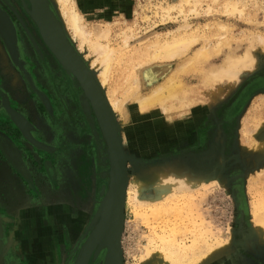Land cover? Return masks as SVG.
<instances>
[{
	"label": "rangeland",
	"instance_id": "rangeland-1",
	"mask_svg": "<svg viewBox=\"0 0 264 264\" xmlns=\"http://www.w3.org/2000/svg\"><path fill=\"white\" fill-rule=\"evenodd\" d=\"M123 1L74 0L86 31L108 29L112 48L118 49L124 35L132 33L128 48L117 53L119 59L112 63L115 83L123 68L138 77L145 68L155 67L139 55L145 53L146 40L184 25L188 28L176 35L186 31L199 37L196 47L214 45L221 34L220 39L229 42L211 59V65L221 64L230 50L241 55L251 46L254 64L240 72L234 85L223 80L203 88L197 68L187 74V88L198 101L193 106L202 110L203 105L204 110L186 135L175 134L162 141L150 133L149 124H136L135 114L127 120L122 114L116 116V124L122 126L127 179L142 184L141 200L157 196L159 178L176 176L195 182L192 191L169 194L155 204L136 203L131 189L122 207L116 264H146L141 261L146 249L159 244L156 236L173 237L187 247L186 254L170 255L171 259L177 257L175 264L200 256L217 241H228L224 253H215L211 261L199 264H264V245L254 236L250 223L256 209L264 217V0H196L181 9L167 6H175L179 0ZM39 2L56 24L48 29L51 39L57 47L73 52L86 67L79 42L72 40V32L60 17L63 5L58 0ZM233 3L240 14L226 12ZM105 14L108 21L101 18ZM218 24L228 28L221 30ZM254 34L261 37L251 38ZM181 62L182 58L167 61L172 67ZM159 83L147 84L139 93L145 96ZM110 86L113 89V84ZM121 86L118 99L129 85ZM129 105L125 104V110ZM181 111L164 112L156 106L147 114L169 130L180 120ZM55 138L59 146L53 144ZM109 181L110 162L99 121L69 60H58L44 43L32 0H0L2 225L4 238L17 239H4L2 264H31L43 259L19 255L17 246L21 233L35 237L51 234L36 223L45 214L63 229L58 248L51 250L50 264H78L86 240L106 217ZM67 185L77 193L76 200L68 197L61 208L55 207L58 190ZM42 208L47 213L41 212ZM72 223L76 224L75 233ZM73 233L77 241L72 244ZM108 234L96 244L88 264H108ZM22 243L26 246V241ZM8 244L13 250L5 252Z\"/></svg>",
	"mask_w": 264,
	"mask_h": 264
},
{
	"label": "bare ground",
	"instance_id": "bare-ground-1",
	"mask_svg": "<svg viewBox=\"0 0 264 264\" xmlns=\"http://www.w3.org/2000/svg\"><path fill=\"white\" fill-rule=\"evenodd\" d=\"M58 1L63 5L62 9L59 11L63 23L66 28L72 32V40H77L79 42V50L86 56V67L80 65L76 60L74 61L76 66L74 74L86 98L88 97L89 103L91 106L94 105L96 107L101 117L102 128L106 137L105 145L108 156L110 155L111 159V180L114 184L117 200L119 196V203L122 200V207L124 206V202H126V199L128 200L131 189L134 190V200L139 204H155L169 194L172 195L173 193L192 191L195 183L192 180H186L185 178L179 179L176 176L173 178H159L155 183L157 196L154 199L146 200L142 198L141 200L138 195L142 193V184L139 181L133 182L127 179L129 175L127 176L124 165L120 161V157L125 158V144L122 136V126L116 124V116L122 114L123 118L127 120L129 116H134L135 114L136 124L139 123V125H142V121L149 124L150 133L154 134L162 141H168L171 136L175 134L180 135L184 133V135H186L187 130L192 127V122L199 117V112L201 114L204 110L202 105L204 102L200 103V105H202V107L200 106L202 110L193 106L198 101L196 96L187 88V74L197 68L200 74V84L203 88L208 84L219 85L223 80L234 85L238 81L237 78L240 72L245 69L248 70V68L254 64V58L250 53V48H252V46L248 47V49L246 48L241 55L235 54L230 50L226 53L221 64H217V66L211 65V59L218 56L222 46L229 42L227 40H221L220 37L223 35L221 34V36H217L218 40L214 45L196 47L195 45L199 37L197 38L195 35L185 33L186 31L179 36L176 35L177 31L188 28L187 25H184L176 28V30L165 32L162 36L154 34L146 40V49L148 51L145 49V53L139 55L149 62L154 63L153 65L155 67L145 68L138 77L134 74L132 75L131 71L123 68L121 70L123 71L122 76H120L115 83L111 74L112 63L114 61L117 62L116 59H119L118 54L120 51L128 48V40L132 38L130 35L132 33L129 32V35H124L122 45L118 49H114L111 47L109 41L108 29L98 32L86 31L82 24L83 18L75 9L74 0ZM90 1L96 3L98 0H87V2ZM192 1L195 2L196 0H179L177 5L167 6L169 9H173L176 6L181 9L183 5H189ZM123 2L125 3V0ZM165 9L166 8L163 10L166 11ZM169 9L167 11H169ZM226 12L229 14L238 12L237 14H240V10L237 9L236 3L227 6ZM106 15L107 14L102 15L101 18L107 20L108 18ZM166 15H168V13H166ZM167 17L169 18V16ZM217 26H219L221 30L228 28V26L219 24ZM260 37L261 36H258V34L251 35V38L254 39ZM190 51L191 55H188ZM181 58L182 62L179 64L175 63L174 67L167 63L169 60ZM157 81H161V83L149 94L141 96L139 88L145 87L147 84H156ZM110 84H113V89H111ZM134 84H136V87H133ZM121 85L125 87L129 86L125 92L123 91L124 94H121V99H118L116 95L122 92ZM200 93L203 94L204 89ZM181 103L184 104L181 106V108L184 107V109H180ZM125 104L126 106L130 104L127 110L124 108ZM156 106L161 107L164 112H171L173 109L178 111L182 110V115L178 114V117L181 115L180 120L169 130L164 129L159 120L153 117L150 118L149 114H147V112ZM129 113L131 114L129 115ZM146 116L149 117L146 118ZM124 160L127 159L125 158ZM250 223L254 236L264 245V217L261 213H258L257 209L253 212ZM156 239H158L159 244L157 243L158 245H156L154 243V247L151 250L146 249V258L143 259L141 263L145 261L146 264H175L178 260L176 256L171 259L170 255L172 253L173 255L180 254V252L182 254L187 253V247L178 244L173 237L156 236ZM203 241L205 242L204 239ZM227 243L228 241H217L216 244L207 246L200 256H194L191 260L188 258L185 261L183 258L178 264H199L207 259V261H211V255L217 253L221 256L224 253L227 248ZM92 255L93 252H91L90 258ZM219 255L213 260H217ZM213 264L220 263L214 262Z\"/></svg>",
	"mask_w": 264,
	"mask_h": 264
},
{
	"label": "water",
	"instance_id": "water-1",
	"mask_svg": "<svg viewBox=\"0 0 264 264\" xmlns=\"http://www.w3.org/2000/svg\"><path fill=\"white\" fill-rule=\"evenodd\" d=\"M32 6H33V9L38 13V27H39V31H40V34L42 36L44 43L46 44L48 49L51 51V53L58 60L62 61L64 58H67L71 64L72 70L74 72V70L76 69L74 61L76 60L80 65H82V64L76 58V56L73 52L57 47V45L51 39L49 32H48V29L52 30L53 28L56 27V24L54 23L50 14L45 10V8L39 2V0H32ZM80 84H82V83H80ZM99 98L101 99L100 96H99ZM92 107L94 108V110L96 112L103 137L106 141L105 132L102 128L101 117L98 114L96 107L94 105H92ZM120 161L124 165L122 157H120ZM109 162H110V170H111L110 155H109ZM124 170H125V167H124ZM105 201H106L107 206H108L106 217L100 222V224L98 226H96V228L91 232L88 239L86 240V243L83 247V250H82L78 264H87L88 263V260L90 258V254H91V252H93L96 244L101 240L102 236H105V234H108L106 232V227L108 224L110 225L109 226L110 233L108 234L109 239H110L108 264H116V262L118 261V241H119L118 237H119L120 225L122 223V205H123V202L121 200L119 203V196H118V200H117L114 184L111 180V172H110L108 197Z\"/></svg>",
	"mask_w": 264,
	"mask_h": 264
},
{
	"label": "crops",
	"instance_id": "crops-1",
	"mask_svg": "<svg viewBox=\"0 0 264 264\" xmlns=\"http://www.w3.org/2000/svg\"><path fill=\"white\" fill-rule=\"evenodd\" d=\"M64 123H66V122H64ZM55 126L56 127L59 126V128L61 127V125H55ZM45 142H46V139H45ZM59 142H60L59 139L57 140L55 138L54 141H53V144H57V146H59ZM65 187L66 188H62V186H61L60 189L58 190V192H60V195L58 197V199H59L58 202L59 203L55 207L61 208L62 207V201H65L68 197H70V199L73 198V199L76 200L75 194H77V193L75 191H73L68 185L65 186ZM49 190H47V191L50 194L51 191H49ZM67 191L68 192L70 191L68 193V195H67ZM0 194H2V187L1 186H0ZM61 194H63V195H61ZM50 196H52V195L50 194ZM53 196H52V198L55 199L56 197L54 198ZM1 198L2 197L0 195V264H2V261H1L2 257L4 255H6V254L3 253V251H4V249H3V246H4L3 241H4V239L8 240V241H12V240L16 239V238H14V236H10V238H4V236H3V225H2L3 224V217H2V210H1L2 209V200H1ZM45 209L46 208H42L41 212L44 211L45 213H47ZM38 211H40V210H38ZM36 223H38V227L40 229L46 228L49 232L51 231V234H48V235H45V236L41 235V236L35 237V236L25 235V234L21 233L20 237H18V240H20L19 242H21V243L18 244L17 250L20 251L19 255H22V256L23 255H25V256H30V255L42 256L43 259H40V258L36 259L35 262H32L33 264H50L49 257L52 254L51 250L53 248H55V249L58 248V243H60V241L62 239L61 235H60V232H62L63 229L61 228V225L58 222H52V220H50L48 215L46 217V214H45V216L39 218V222H36ZM72 231L74 233L76 231V224L75 223L73 224V230ZM74 233H73L72 238L70 239L72 244L77 241V234H75V236H74ZM23 235H25V236H23ZM64 240L65 239H63L62 242ZM23 241H26V244H25L26 246L23 245V243H22ZM30 242H33V244L30 243ZM37 246H40V247L38 248ZM64 246H65V244H64ZM30 247H32V248L30 249ZM10 248L12 249L11 244H8V246H6V248H5V252L10 250ZM35 251H39V253L37 254Z\"/></svg>",
	"mask_w": 264,
	"mask_h": 264
}]
</instances>
